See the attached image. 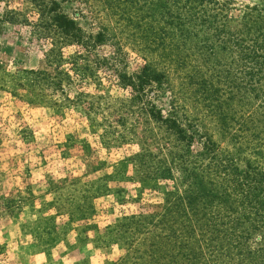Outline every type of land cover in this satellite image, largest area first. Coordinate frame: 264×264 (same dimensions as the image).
<instances>
[{"label":"rangeland","instance_id":"374dc122","mask_svg":"<svg viewBox=\"0 0 264 264\" xmlns=\"http://www.w3.org/2000/svg\"><path fill=\"white\" fill-rule=\"evenodd\" d=\"M53 1L83 39L107 32L109 37L92 48L60 45L34 25L27 0H0V264H173L151 245L159 226L175 230L183 221L165 210L174 192L140 179L131 153L139 149L140 126L130 114H121L120 123L117 115L109 116L125 93L112 86V70L95 66L105 59L113 68L107 57L116 41L127 75L144 58L151 60L135 28L125 31L136 36L132 41L120 30L125 21L115 23L121 14L148 25L147 0ZM218 2L240 13L264 12V0ZM238 25L227 19L225 30L237 31ZM188 64L176 67L177 73L169 69L172 94L190 76ZM38 73L60 80L59 88L34 87ZM164 94L155 100L163 112L171 93ZM184 109L176 110L177 118L204 121L188 102ZM172 178L185 177L178 171Z\"/></svg>","mask_w":264,"mask_h":264},{"label":"trees","instance_id":"16d2710c","mask_svg":"<svg viewBox=\"0 0 264 264\" xmlns=\"http://www.w3.org/2000/svg\"><path fill=\"white\" fill-rule=\"evenodd\" d=\"M27 1L34 25L46 37L59 38L60 45L92 48L108 40V32L83 39L53 0ZM145 5L152 12L148 25L139 26L136 16L111 15L117 16L115 23L125 21L123 33L135 28L151 60L144 58L127 75L115 40L107 58L121 68L105 59L94 64L112 70V86L125 93L109 116L117 115L120 123L121 114H130L140 126L139 149L131 152L140 179L174 192L165 210L183 217L175 230L159 226L151 246L173 264H264V12L227 10L218 0H147ZM227 19L238 20L239 29L225 30ZM187 61L191 74L172 94L168 73ZM38 75L37 89L59 88L60 80ZM166 91L171 95L163 112L155 100ZM184 102L200 111L209 127L190 115L177 118L176 110L185 113ZM178 171L184 179L172 178Z\"/></svg>","mask_w":264,"mask_h":264}]
</instances>
